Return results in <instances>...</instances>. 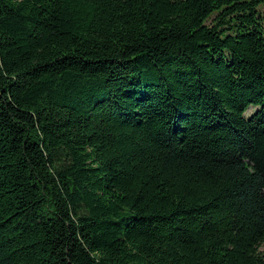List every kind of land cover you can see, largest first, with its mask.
Wrapping results in <instances>:
<instances>
[{"label": "trees", "instance_id": "obj_1", "mask_svg": "<svg viewBox=\"0 0 264 264\" xmlns=\"http://www.w3.org/2000/svg\"><path fill=\"white\" fill-rule=\"evenodd\" d=\"M263 245L264 0H0V264Z\"/></svg>", "mask_w": 264, "mask_h": 264}, {"label": "rangeland", "instance_id": "obj_2", "mask_svg": "<svg viewBox=\"0 0 264 264\" xmlns=\"http://www.w3.org/2000/svg\"><path fill=\"white\" fill-rule=\"evenodd\" d=\"M255 108L253 107H250L249 110H248V113H252L254 111ZM261 250H264V245L261 247Z\"/></svg>", "mask_w": 264, "mask_h": 264}]
</instances>
